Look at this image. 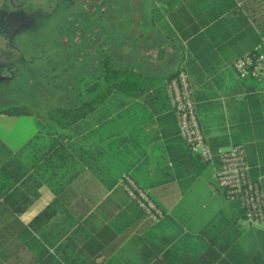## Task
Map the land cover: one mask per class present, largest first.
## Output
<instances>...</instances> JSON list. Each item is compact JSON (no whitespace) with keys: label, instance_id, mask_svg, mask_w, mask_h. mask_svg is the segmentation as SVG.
Masks as SVG:
<instances>
[{"label":"crops","instance_id":"0c3cea01","mask_svg":"<svg viewBox=\"0 0 264 264\" xmlns=\"http://www.w3.org/2000/svg\"><path fill=\"white\" fill-rule=\"evenodd\" d=\"M147 1L151 8L145 16L142 0H110L104 13L85 16L83 23H89L91 39L97 41L96 54L113 58L117 49H126L119 60H128L127 55L135 52L143 70L168 72L149 75L136 66L124 67L149 78L175 72L184 57L197 49L191 44L204 39L206 26L216 15L222 18L239 9L255 12L253 0H173L163 3L167 11L153 23L152 9L160 3ZM130 13L134 15L129 17ZM117 21L129 26V37L137 39L136 44H126V38L124 43L115 42ZM15 43L14 50L0 48V85L11 84L21 75V64L14 60L20 51ZM95 61L99 64V58ZM33 68L24 73L31 74ZM219 68L231 70L224 64ZM166 86L157 80L135 96L112 93L68 129L57 128L47 112L0 113V142L17 155L28 145L30 172L41 179L39 197L29 207V221L23 220L28 210L22 220L30 224L47 210L44 225L37 228L45 238L46 258L37 260L23 251L0 264H260L264 225L244 224L241 209L214 193L219 163L203 162L184 145ZM229 89L223 75L220 85L211 88L215 98L206 102L219 103L220 115L207 113L209 136L233 128L226 106ZM89 100L90 96L81 95L74 107ZM39 118L47 119L53 133L45 135L43 154L38 157ZM125 175L163 209L165 217L159 223L146 221L129 200L119 185ZM260 184L264 192V176Z\"/></svg>","mask_w":264,"mask_h":264},{"label":"trees","instance_id":"16d2710c","mask_svg":"<svg viewBox=\"0 0 264 264\" xmlns=\"http://www.w3.org/2000/svg\"><path fill=\"white\" fill-rule=\"evenodd\" d=\"M153 1L160 3V7L154 6L152 9V21L155 23L166 13L165 4H171L173 0ZM253 3L254 13L253 9L250 14L239 9L222 18H218L220 14L216 15L213 22L206 26L204 39L198 38L191 44L192 47H197L193 50L194 53L185 56L182 65L167 76L149 78L134 68H120L113 63L109 54L102 53L99 56L100 73L89 81H84L81 76L79 79L78 91H83L81 95L90 96V100L79 107H56L49 110L48 119L57 128L68 129L92 112L96 103L106 100L110 94L119 92L135 96L148 82L160 80L168 83L179 72L184 71L192 89L202 134L215 156L214 160H217L216 154L221 148L243 146L250 168V179L261 188L260 178L264 176V81L258 82L250 77L239 78L232 69V64L245 54L264 52V0H253ZM222 64L230 66L231 70L217 69ZM222 75L230 84L225 95L228 97V121L233 124V128L227 134L209 136L207 113L219 117L220 108L219 103L207 104L206 101L215 98L211 88L213 85H220ZM0 113L18 116L28 115L32 111L0 110ZM27 149L28 145L24 150ZM2 152L7 158L0 161V261H6L22 251L30 252L37 260H44L47 255L45 238L37 234V228L44 225L47 210H43L30 224L22 220V215L39 197L41 179L37 177V172L31 173L30 167L20 162L0 142L1 157ZM231 203L241 209L238 202ZM241 212L243 216L242 209ZM262 241L260 264H264V240Z\"/></svg>","mask_w":264,"mask_h":264},{"label":"rangeland","instance_id":"374dc122","mask_svg":"<svg viewBox=\"0 0 264 264\" xmlns=\"http://www.w3.org/2000/svg\"><path fill=\"white\" fill-rule=\"evenodd\" d=\"M30 1L34 2V0ZM87 1L89 2V0H86L85 3ZM142 1L143 9L141 14L145 16L147 14V10L151 8V5L147 0ZM22 4V10L28 8L32 9L28 7V3L26 2H23ZM132 9L134 10L135 8ZM42 10L45 12V9L42 8ZM86 11L87 9L85 8L84 15L89 16L88 14L90 13H87ZM6 13L7 15L11 14V9L7 8L4 13L2 12L3 15ZM76 13L77 11L75 9L68 10V14L70 16ZM132 15L134 14L130 13L129 17ZM83 24L84 25L81 32V52L78 54L75 48H73L74 40L71 38L68 41L70 48L64 47L65 49L62 50V52L67 55V60L70 63L69 66L72 68L71 70L66 71H61V65L56 64V62L51 64L50 67H47L46 65H43L44 62L42 61L43 59H41L45 56L51 55L52 52H50V49L48 48L51 46V44H53V42H60L61 40V38H57V36L61 34V28L58 22H53L48 27L44 24L41 26L34 25L22 30L20 36L15 41L18 42V46L21 49L26 61H30L32 58H34L35 62L31 61V63H33L32 68H34L31 71V74H26L24 71L27 68L26 66H23V63L21 62L20 77H18V79L13 81L11 84L6 83L0 85V110H31L32 113L41 115L43 112H48L49 110H52L56 107L76 106L77 99L81 96V94H83V91H78L77 78L78 76H81L83 77L84 81H88L96 76L100 71V66L95 60H98L102 53L100 52L99 54H96L95 50H93V45L97 44V41L95 42L91 39V30L87 29L89 23L85 21ZM52 31L55 32V39L54 36H52V33H50ZM129 32L130 28L128 25L126 27L123 22L120 23V21H117L114 32L115 42L119 43V40H121L124 43V38H126V44H136L138 40L130 39ZM60 48L61 47H59V51ZM125 50L126 49H117L114 53L112 60L116 66L120 68L136 66L142 73L149 75H163L168 73L161 69L157 70V68L143 70L141 68L143 65L138 63V55L135 52H130V54L127 55L128 60H119V58L123 56V52ZM35 57H38V60H35ZM14 58L16 62L17 57L15 56ZM78 58L79 61L77 60ZM46 120L47 119L39 118L38 121L39 129L42 131L39 137L40 139L36 144V154L38 157L43 154L45 135H50L53 133V130L50 129V126ZM29 152V149H27L19 155H15L17 156L16 158L20 160V162L29 166ZM1 155L2 157L0 156V161H4L7 157H5L3 152ZM28 214H30L29 209L24 214L23 218L26 223H28L30 218Z\"/></svg>","mask_w":264,"mask_h":264},{"label":"built area","instance_id":"2783aa9c","mask_svg":"<svg viewBox=\"0 0 264 264\" xmlns=\"http://www.w3.org/2000/svg\"><path fill=\"white\" fill-rule=\"evenodd\" d=\"M239 78L264 80V52L255 55L245 54L232 64ZM167 93L172 112L177 122L178 134L184 145L193 155L203 162L215 159L202 134L192 89L184 71L178 73L167 83ZM219 170L212 187L214 193L222 194L229 202H238L243 210L242 221L252 227L264 225V193L257 182L250 179V168L246 162L245 149L241 145H232L218 150L216 154ZM129 200L141 211L146 221L159 223L165 212L155 202L150 193L140 186L134 178L125 175L119 182Z\"/></svg>","mask_w":264,"mask_h":264},{"label":"flooded vegetation","instance_id":"af4514ba","mask_svg":"<svg viewBox=\"0 0 264 264\" xmlns=\"http://www.w3.org/2000/svg\"><path fill=\"white\" fill-rule=\"evenodd\" d=\"M85 1L86 0H34V2H31L30 0H1L0 36L17 40L20 33L25 28L34 25L41 26L43 24L48 27L53 22H58L61 28V34L58 35L57 38H61V40L60 42H53L48 48L50 49L49 51L52 52L51 55L45 56L41 59H43V65H46L47 67H50L51 64L56 62V64L61 65V71L71 70L72 68L69 66L70 63L67 60V55L64 54L62 50L66 47L70 48L68 41L71 38L74 40L73 48H75L78 54L81 52V32L85 17V8L87 9L86 12L90 13L88 14L89 16L94 13H104V10L108 8L107 6L110 0H89V2L87 1L88 3H85ZM23 2L28 3V7L32 9L28 8L22 10ZM99 5L102 6L101 9L98 8ZM7 8L11 9V14L7 15L6 13L3 15L2 12L4 13ZM42 8L45 9V12ZM69 9H75L77 13L70 16L68 14ZM50 33H52V36H54L55 39V32L52 31ZM59 47H61L60 51ZM16 57V62H20V64L22 62L23 66H26V68L33 65L31 61H34V58L30 61H26L21 49ZM35 60H38V57H35ZM77 60L79 61V58ZM1 61L2 60H0V64ZM3 61L5 64L8 60L3 59Z\"/></svg>","mask_w":264,"mask_h":264},{"label":"water","instance_id":"95a60500","mask_svg":"<svg viewBox=\"0 0 264 264\" xmlns=\"http://www.w3.org/2000/svg\"><path fill=\"white\" fill-rule=\"evenodd\" d=\"M1 2V0H0ZM1 31V30H0ZM15 41L13 40V38H6V37H2L0 36V48L3 50H14V43Z\"/></svg>","mask_w":264,"mask_h":264}]
</instances>
